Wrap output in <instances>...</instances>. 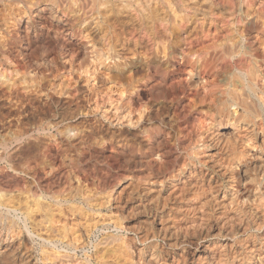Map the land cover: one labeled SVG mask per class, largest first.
Masks as SVG:
<instances>
[{"label":"clouds","instance_id":"9594fccd","mask_svg":"<svg viewBox=\"0 0 264 264\" xmlns=\"http://www.w3.org/2000/svg\"><path fill=\"white\" fill-rule=\"evenodd\" d=\"M0 87L29 119L48 117L35 125L46 144L16 169L0 161L9 181L24 179L12 191L57 169L156 190L134 213L150 218L143 236L117 227L108 239L94 229L74 239L54 220L55 208L66 219L80 211L68 200L46 201L40 220L6 215L0 247L24 249L23 264H144L131 245L152 242L149 264H167L166 249L201 247L194 264H264V0H0ZM21 92L38 107L25 111ZM190 167L200 172L179 187ZM0 188L7 195L11 184Z\"/></svg>","mask_w":264,"mask_h":264},{"label":"rangeland","instance_id":"374dc122","mask_svg":"<svg viewBox=\"0 0 264 264\" xmlns=\"http://www.w3.org/2000/svg\"><path fill=\"white\" fill-rule=\"evenodd\" d=\"M22 94H24V93L21 92V95ZM29 101L27 100L29 105L33 106L32 105L33 103L31 101H30L31 102L30 103ZM19 125L21 126V125H25V124H18V126H16V127L20 128V130L18 129V131L20 133L17 130L15 132L13 129L14 127H12L13 130L11 128H7L6 129L7 131L4 130L5 132L0 130V136L2 135L0 137V139L3 136H5L4 135L5 133H8V132H10V133H8L10 135L6 134L7 138H10L9 136H11V135H12V137H15V138L11 137V139H9L10 141L7 145V147L9 149L7 147H1L0 146V148H1L0 149V152H1L0 157L3 155L2 159L0 158L1 159L0 161H4L5 159L7 160V162L10 161V163L12 165L10 163H8V164L11 165L13 167V169H16V167L18 166V164H19L18 161L20 158H22L24 155H25V157H28L29 155H31L36 150V148H34V149H31L32 151L34 150L33 152H31V150H29L28 152H24V153L18 152L20 154V156L18 153H16L17 155H15V154L9 155V157L11 159L8 157V154L10 153V151L12 150V148L15 144L14 139H16V133L18 135L17 136L18 139H21V137L24 136V134L26 132L25 129L27 127L26 126L27 124L25 125L26 126L25 128L24 127L22 128ZM10 129H11V131H10ZM15 129H17V128H15ZM22 131H24V132H22ZM13 134L15 136H13ZM19 134H21V136H19ZM185 142L186 141H184L183 144ZM10 143H13V145H10ZM2 149H5V150H3L4 152L2 151ZM50 151H52V153H55L54 148H51ZM5 153H7V154H5ZM27 153H28V155L26 156ZM4 154L7 156H5ZM21 155H23V156L21 157ZM7 157L10 159L9 161H8ZM18 157H20V158L18 159ZM15 159H16V161H15ZM13 161H15V162H13ZM16 163H17V165H16ZM0 169H1L0 170V181H7L11 184V188L8 189L7 195L5 194V191L2 188H0V221H2L6 215H7L8 219H12L14 216H17L20 213H24L25 215L35 216L36 220H40L41 219L40 209H41L42 205L44 207H47V204L45 203L46 201H48L49 203H51L53 205V207H55L56 205H59L61 203V201L68 200L73 205H75V207L77 209H79L80 211L75 216H73L71 219H66V217L70 216L71 213H69L65 208H62V207L55 208L56 216L54 217V220H55L57 227L61 231L68 229V228H74V233H73L74 239L81 237V236H87L89 230H92V229L95 230V233L97 234L98 238L108 239L109 236L111 235V230L114 228L119 227L121 229H125L126 228L125 226H127V229H128V227L131 228L134 226L135 228L134 227L131 228L134 230V229H137L140 225L139 221L137 223V217H136V215H134V213L137 211L136 209L139 210L141 208V206L138 205V206H140V208H139L137 205L135 206V205H131V204H126V201H125L126 198H124L126 196H124L125 193L123 192V190L121 188V186L123 184H121L119 187H115L114 182H112V181L106 182L104 179H102V177L104 175L103 173H101L100 175L93 174L91 176L86 177L84 173L77 172L69 180V179H67L68 172L65 169H57L56 171L52 172V174L50 176H44V173L40 172L39 175L44 177V178L42 180H40L39 183H37L35 185L29 183L31 185H27L28 189L24 190L21 194V192H19V191H12V189H21V190L25 189V182L23 181L24 179L21 177H16L15 182L13 183V182L9 181V177L14 176V173L8 172L7 170H5L3 168L2 163H0ZM61 173H63L64 176L61 175ZM54 178H56V182H53ZM64 178H65V180H64ZM29 188H30V190H29ZM75 190H77V191H75ZM121 190H122V192H121ZM106 193H110L111 196L119 198L120 202L122 201L123 206H121L120 211H118L115 207L117 204V200L116 199H108L105 195ZM36 196H38V197H36ZM100 199H102L103 201ZM106 199H107L109 207H111V208L113 207L112 208L113 210L111 212H108L107 209L105 208V206H103V205H105ZM111 200L113 202L115 200V202L113 203ZM120 202H119V204L121 205ZM130 205H131V208L133 207L132 209L130 208ZM6 208H8V209H6ZM89 209L94 210V214L90 213ZM129 212H130V214H128ZM120 214L121 215L123 214V216L128 215L126 217H128L129 219H127L123 223H120L117 219L114 218V217H120L121 216ZM130 215L133 218L129 217ZM197 215H199V214H197ZM192 221L195 222L194 218L189 220L190 223L189 222L188 223L182 222L180 227L187 229L188 227L191 226L190 224L192 223ZM132 224H133V226H132ZM0 226L2 227L3 225L0 224ZM20 238L23 239L26 243L28 242L27 234H22ZM132 239L133 238H132L131 234L129 233L128 237L124 241H122L123 244L120 242L118 245H115V247L118 250L123 249L125 247V245L131 243ZM131 246H132L133 252L136 253V255L132 256L131 259L133 261L142 260L144 262V264H149L150 261H148V257H146L145 255L143 256L140 253H138L139 248H140V244H132ZM137 247H139L138 250H137ZM23 250L24 249L21 248L19 250L20 251L19 254H16L10 260H6L7 262L8 261H10V262L7 263L6 261H4V263L3 262H1V263L5 264V262H6V264H23V261L20 260V258L22 256L21 253H23V255H24ZM127 259H128L127 257L124 258L122 264H127ZM172 260L168 259V261H166L167 264H182L183 263V262H181V261H183L182 259L177 261L175 258H172ZM198 261H199V259H195V261L193 259L192 264H194V262H198ZM31 262L32 261H30L29 264H33V262L32 263Z\"/></svg>","mask_w":264,"mask_h":264},{"label":"bare ground","instance_id":"6f19581e","mask_svg":"<svg viewBox=\"0 0 264 264\" xmlns=\"http://www.w3.org/2000/svg\"><path fill=\"white\" fill-rule=\"evenodd\" d=\"M68 67H71L70 65ZM21 71H23V68H21ZM23 93V92H22ZM20 96L23 97L20 101V103L24 104V107H25V111H30L31 109L33 108H37L38 107V104H39V101L38 100H35L33 98H31L32 94H29V95H24L20 93ZM0 97H3L2 99H0V121H4V123H0V130L1 131H4L6 130L7 128H11L14 127V131L16 132V130L18 131V129L20 130V128L16 127L18 126V124H27L26 126V129H25V134L24 136L21 137V139H18V135L16 133V139L15 140V144L12 148V150L10 151V153L8 154V157L9 155H17L16 153H20V152H28L29 150L31 149H34L37 147V145H42V144H46L47 141L49 140V137L46 136V135H41L39 133V131H37L35 125H38L40 123L41 120L45 119V118H48L45 116V114L41 113L40 117L37 119V120H31L29 119V117L25 116L23 113L19 112L15 106V100H16V94L15 92H10L7 88L5 87H0ZM27 100L31 101L33 104V106H30L29 103L27 102ZM29 101V102H30ZM30 102V103H31ZM19 116L20 117V120L17 121L16 117ZM20 126V125H19ZM21 127V126H20ZM17 128V129H15ZM23 128V127H22ZM25 128V127H24ZM10 129V131H11ZM12 129V130H13ZM22 130V129H21ZM24 130V129H23ZM31 130V131H30ZM7 131V130H6ZM30 131V132H29ZM5 132V131H4ZM19 132V131H18ZM24 132V131H22ZM232 132V129H229V132H228V135H230ZM10 133V132H8ZM8 133H3L5 136H3L1 139H0V146L1 147H7L8 143H9V139H11L12 135L9 136L10 138H7L6 137V134ZM20 133V132H19ZM15 134V133H14ZM13 134V136H15ZM10 135V134H8ZM2 136V135H1ZM0 136V137H1ZM19 136H21V134H19ZM12 138H15V137H12ZM13 141V140H12ZM185 145L187 144V141L184 143ZM10 145H13V143H10ZM10 147V146H9ZM8 148V147H7ZM1 149V148H0ZM9 149V148H8ZM5 150V149H2V151ZM7 150V149H6ZM34 151V150H33ZM31 150V152H33ZM4 152V151H3ZM18 153V154H19ZM1 154V152H0ZM3 154V153H2ZM7 154V153H5ZM4 154V155H5ZM54 154V153H53ZM24 155V154H23ZM21 155V157L23 156ZM28 155V153L26 154V156ZM212 155H215V150H213L212 152ZM7 156V155H5ZM20 156V154H19ZM3 155L0 157L2 159ZM7 157L8 161L10 159ZM13 157V156H12ZM16 157V156H15ZM14 157V158H15ZM25 157V155L23 156ZM22 157V158H23ZM20 157H18L19 159ZM0 159V160H1ZM5 159V158H4ZM3 159V160H4ZM17 159V158H16ZM15 159V161H16ZM148 160L151 159V156H147ZM14 160V159H13ZM13 161V162H15ZM20 161V159H19ZM18 161V163H19ZM12 162V161H11ZM182 162V160H181ZM10 163V161L8 162ZM11 164V163H10ZM12 165V164H11ZM17 165V163H16ZM15 166V165H14ZM16 167V166H15ZM14 167V168H15ZM17 168V167H16ZM1 170V169H0ZM64 171V170H63ZM200 170L198 168H194V167H190L184 174L183 176L181 177V183L178 185L179 187H183V182L184 181H189V182H194V181H190V177L192 176L193 173H199ZM3 173V172H2ZM6 173V172H5ZM64 173V172H63ZM40 174V173H39ZM142 174H146V171ZM64 176V175H63ZM2 177V176H1ZM140 179V175H137L136 176V180H139ZM205 179H210V177L206 176ZM65 180V178H64ZM22 181V180H21ZM24 181V180H23ZM24 183V182H23ZM28 185H31V184H28ZM70 185V184H69ZM239 187V186H238ZM251 187V186H249ZM123 192L125 193L124 198H126V204H131V205H140L141 208L143 207L144 204H146L151 198H153L155 195H156V190H155V186H153V190L151 193L149 194H146V195H141V193H144V188H141L139 190V192L137 193H133L132 190H131V187H130V183L129 182H125L123 183V185L121 186ZM28 189V188H27ZM30 190V188H29ZM121 190V192H122ZM172 188L169 187L168 191H171ZM39 191V190H38ZM77 191V190H75ZM79 191V190H78ZM240 191L244 192V189L243 188H240ZM2 193V192H1ZM78 193V192H77ZM118 193V192H117ZM120 193V192H119ZM48 194V193H47ZM164 195H167V192L163 193ZM2 195V194H1ZM74 195V194H73ZM245 195H247V192H245ZM40 196V195H39ZM75 196V195H74ZM118 196V195H117ZM38 197V196H36ZM120 197V196H119ZM131 197V199H129ZM85 200V199H84ZM102 200V199H100ZM121 200V199H120ZM103 201V200H102ZM112 201V200H111ZM118 201H119V198H118ZM117 201V202H118ZM113 202V201H112ZM115 202V200H114ZM113 202V203H114ZM120 202V201H119ZM100 203V202H99ZM121 203V206L122 205V201L120 202ZM125 204V203H124ZM131 205H130V208H131ZM104 206V205H103ZM114 206V205H113ZM140 206H138L140 208ZM116 207V206H115ZM114 207V208H115ZM184 207H190V205H185ZM113 208V207H112ZM133 208V207H132ZM131 208V209H132ZM140 208V209H141ZM8 209V208H6ZM130 209V210H131ZM135 209V208H134ZM140 209H136L137 211L135 213H138L140 211ZM126 210V209H125ZM127 211V210H126ZM135 211V210H134ZM134 213V212H133ZM130 214V212L128 213ZM121 215V214H120ZM123 215V214H122ZM3 216V215H2ZM125 216H128V215H125ZM133 216V215H132ZM131 217V215L129 216ZM137 217V223L138 221L140 222V225L137 229H139L140 231L137 233L139 236H143L145 234V231H146V222L150 219L149 217L147 216H144V215H136ZM133 218V217H131ZM129 219V218H128ZM135 219V218H134ZM191 220V219H190ZM130 221V220H129ZM132 221V220H131ZM134 221V220H133ZM193 222V221H192ZM196 222V221H195ZM134 223V222H133ZM188 223V222H187ZM190 223V222H189ZM135 224V223H134ZM189 225V224H188ZM191 225V224H190ZM133 226V224H132ZM1 227V226H0ZM127 229V226H125ZM134 227V226H133ZM131 227V228H133ZM163 227V219H160L158 218L155 223H154V230L155 231H160V229ZM130 227H128V229H131ZM135 228V227H134ZM189 228V227H188ZM135 230V229H134ZM172 230L169 229V232H171ZM28 237V236H27ZM133 238V237H132ZM173 241L172 240H166V244H170L172 243ZM122 243V242H121ZM123 244V243H122ZM155 242H152L151 244L149 245H142L140 244V248L137 247V250L139 248V251L138 253L141 254V249H143V256L145 255L146 257H148V261H152V247L154 246ZM17 247V245H14L13 248H9L8 245H4L2 247H0V264H3L4 261L6 260H10L12 259L16 254H19L20 251H16L15 248ZM136 250V251H137ZM24 251V250H23ZM137 253V254H138ZM23 255V253H21ZM206 250L201 247L200 251H195L194 249H189L187 252H185L184 249L182 248H177V249H166L165 253L163 254L162 258L166 261H168V259L172 260V258H175L177 261L182 259L183 262L182 264H192V261L194 259H201L203 258L204 255H206ZM18 258V257H17ZM21 260V259H20ZM14 261V260H13ZM173 261V260H172ZM176 261V262H177ZM197 261V260H196ZM3 262V263H1ZM7 262V261H6ZM5 262V264H6ZM10 262V261H8ZM7 262V263H8ZM32 263V262H31ZM179 263V262H178Z\"/></svg>","mask_w":264,"mask_h":264}]
</instances>
